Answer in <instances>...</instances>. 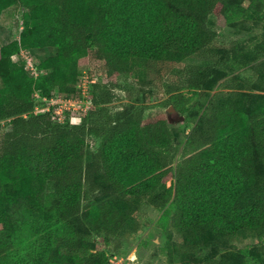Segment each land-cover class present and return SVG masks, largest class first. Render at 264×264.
Wrapping results in <instances>:
<instances>
[{
    "label": "trees",
    "instance_id": "1",
    "mask_svg": "<svg viewBox=\"0 0 264 264\" xmlns=\"http://www.w3.org/2000/svg\"><path fill=\"white\" fill-rule=\"evenodd\" d=\"M227 2L0 0V15L13 4L26 9L21 38L0 48L3 254L25 232L43 235L28 264H113L128 252L122 242L106 246L148 198L156 207L175 202L172 224L183 234L186 252L209 238L229 243L240 231L264 234V95L248 111L241 91L217 90L177 167L167 114L146 115L157 87L177 110L191 100L185 87L205 89L222 51L208 18ZM49 46L57 54L41 62L51 69L47 74L34 77L24 60L14 59L22 48ZM196 54L207 64L179 68V74L174 63ZM82 67L93 82L81 120L61 122L54 108L37 113L44 103L36 92L50 98L56 90L80 94ZM253 71L264 91V59ZM122 75L129 79L120 82ZM122 92L130 100L118 105ZM205 264L258 263L219 258Z\"/></svg>",
    "mask_w": 264,
    "mask_h": 264
},
{
    "label": "rangeland",
    "instance_id": "2",
    "mask_svg": "<svg viewBox=\"0 0 264 264\" xmlns=\"http://www.w3.org/2000/svg\"><path fill=\"white\" fill-rule=\"evenodd\" d=\"M227 3L224 10L217 14H211L208 18V25L218 32L217 43L222 51L219 53L221 62L205 89L185 87L183 91L186 96L191 97V100L180 110L173 107L169 96L163 94L160 87L156 88V94L148 98L146 102L149 106L146 115L156 116L166 113L168 116L175 138L172 148L175 167L184 158L189 135L199 127L210 98L217 90H228L234 87L241 91L248 111L252 103L264 95L263 89L255 82L253 71V66L264 59V0H228ZM25 11L26 9L21 4H13L2 11L0 15V48L21 38L25 25ZM23 50L28 51L25 55L28 54L33 58L38 75L32 73L34 68L31 69L28 66L27 57L21 52L18 57L14 55V59L24 60L26 69L34 77L51 71L50 68H43L41 62L56 55V47L22 48L21 51ZM174 64L180 74V69L200 68L207 64V60L202 55L196 54ZM89 76L91 79L89 68L82 67L78 77V87L81 83L90 84ZM152 77H156L155 70L152 72ZM127 79L129 78L125 75L119 76L120 82ZM2 85L3 82L0 79V86ZM60 96L66 95L56 90L50 98L36 92V99L44 103V106L38 105L37 113H42L41 109L43 108L49 110L52 104L59 105L58 103L62 101ZM122 96L121 101L117 102L118 105L130 100L123 92ZM80 97L79 94L74 98L80 100ZM81 100L84 102L86 99ZM85 105L86 102L82 103V107ZM87 111L79 110L75 114L66 112V115L69 119L73 118L74 123H77ZM1 123L5 129H10L9 122L4 120ZM86 157H90V150L87 148ZM166 185L170 186L171 181H168ZM52 189L53 182L50 181L48 190ZM175 207L173 200L163 207H156L150 198L145 199L140 205L137 217H133L129 221L121 233L116 236V239L111 242L112 246L107 245L106 249L109 250V247L113 249V245L117 242L124 243L123 253H128L122 256V264H205L210 259L219 258H231L235 262L249 261L264 264V234L256 235L250 230L238 232L229 243H220L209 238L208 243L197 251H184L182 249L183 234L172 224ZM106 238V234H101L100 243L104 244ZM14 239L16 242L11 240L3 247V249L5 248L4 254L0 248V264H28L29 255L32 256L35 245L43 239V235L32 236L24 232ZM19 241H22V244L18 243ZM120 250L121 248L118 251ZM132 257L135 258L132 260ZM112 260L114 261V258Z\"/></svg>",
    "mask_w": 264,
    "mask_h": 264
},
{
    "label": "built area",
    "instance_id": "3",
    "mask_svg": "<svg viewBox=\"0 0 264 264\" xmlns=\"http://www.w3.org/2000/svg\"><path fill=\"white\" fill-rule=\"evenodd\" d=\"M21 53L25 57H27V62H29L28 66H30L31 69L34 68V71L32 73L37 76L38 75V69L36 68V65H35V63L33 61V58L29 57L28 54L25 55V53H28V51H26V50L21 51ZM15 56L18 57L20 55L16 54ZM89 80H90V84H82L81 83L79 85L80 95H81L80 100L76 99L74 97L60 96L62 101H60V103H58L59 105H53L52 104L51 107H49V110L54 108L55 117H58L59 121L64 122V121H67L69 119V117H67V115H66V112L67 113L72 112V113L75 114L79 110L86 111V110L89 109V106H90V104L92 102V98H91V83L93 82L92 77L90 79V76H89ZM81 99H86V100L83 102V100H81ZM52 100L54 101V99H52ZM85 102H86L85 107H82V103H85ZM77 104H81V105H77ZM36 108H38V106ZM41 110H42V112L49 111V110H45V108H43ZM43 110H45V111H43ZM60 114H62V115H60ZM72 119L73 118H71L70 120L72 122H74ZM134 258L135 257H132V260ZM122 262H123V257L120 256V257L114 258L113 264H122Z\"/></svg>",
    "mask_w": 264,
    "mask_h": 264
}]
</instances>
